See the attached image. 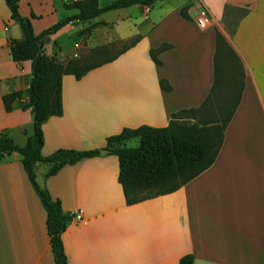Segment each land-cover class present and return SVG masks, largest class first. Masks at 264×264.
Masks as SVG:
<instances>
[{
    "label": "crops",
    "instance_id": "0c3cea01",
    "mask_svg": "<svg viewBox=\"0 0 264 264\" xmlns=\"http://www.w3.org/2000/svg\"><path fill=\"white\" fill-rule=\"evenodd\" d=\"M74 1L21 0L19 14L38 36L72 16L64 6ZM188 4L190 22L179 14ZM201 9L209 19L204 30L195 23ZM233 10L244 13L229 34L224 18ZM93 22L116 23L124 43L141 39L81 80L63 78V114L42 127L44 157L61 149L106 150V140L124 129L165 128L172 114L199 108L213 85L216 31L242 62L244 88L213 165L171 194L127 205L118 160L109 153L51 177L50 165L37 164L38 186L65 213H83L84 222L72 220L61 237L68 264H178L186 255L193 264H264V0H163ZM83 25L69 24L47 38L45 53L79 58ZM21 39L0 0V133L20 147L32 134L31 113L22 109L31 64L14 63L9 42ZM163 44L172 49L157 57L158 66L149 51ZM161 80L170 92L162 91ZM12 93L20 99L8 113L2 98ZM0 264H54L46 213L15 154L0 163Z\"/></svg>",
    "mask_w": 264,
    "mask_h": 264
},
{
    "label": "trees",
    "instance_id": "16d2710c",
    "mask_svg": "<svg viewBox=\"0 0 264 264\" xmlns=\"http://www.w3.org/2000/svg\"><path fill=\"white\" fill-rule=\"evenodd\" d=\"M21 0H4L11 19L18 23L22 39L10 41V56L14 63L30 62L31 80L28 99L22 109L29 110L32 116V134L24 146L13 143L5 132L0 133V163L6 156L20 157L23 170L46 213V231L49 238L54 264H68L62 244V234L73 220L72 214L65 213L58 200L52 199L45 188L36 183L35 166L47 164L51 168L48 176H55L64 166L75 165L81 161L100 155V151H74L61 149L44 157L43 125L53 117H61L62 80L66 76L81 80L89 72L115 61L119 56L133 48L140 37L124 43L109 59L101 62L89 61L82 54L79 58H63L57 50L56 56H48L44 42L72 23L86 24L101 15L138 6L152 8L163 0H115L101 5L103 0H79L66 4V11L72 16L58 22L36 36L31 21L19 14ZM190 4L179 11L181 18L190 22L187 11ZM216 49L213 57L214 80L210 93L199 108L181 110L170 117L167 127L155 129L142 126L124 129L120 134L106 140L105 149L118 160V183L121 186L127 205L171 194L185 186L215 162L222 147L224 133L240 102L244 88V71L240 58L216 31ZM103 49V48H102ZM172 49L163 44L150 50L151 60L158 66L157 57ZM94 50L93 53H97ZM229 63L233 64L229 68ZM164 92L171 87L164 80L159 82ZM19 93L4 96L2 102L6 112H11ZM137 141L135 148L127 147ZM178 264H193V256L182 257Z\"/></svg>",
    "mask_w": 264,
    "mask_h": 264
},
{
    "label": "rangeland",
    "instance_id": "374dc122",
    "mask_svg": "<svg viewBox=\"0 0 264 264\" xmlns=\"http://www.w3.org/2000/svg\"><path fill=\"white\" fill-rule=\"evenodd\" d=\"M112 0H104L102 5L111 3ZM244 10L226 11L224 23L226 31L232 34L237 21L242 17ZM127 25V24H126ZM80 49L82 54L88 56L89 61L101 62L112 57L124 44L117 35L116 23H94L93 21L82 26L79 33ZM103 48V49H102ZM93 53L94 50H98ZM233 64L229 63V68ZM137 141H131L129 148L137 147ZM44 165V164H43Z\"/></svg>",
    "mask_w": 264,
    "mask_h": 264
},
{
    "label": "built area",
    "instance_id": "2783aa9c",
    "mask_svg": "<svg viewBox=\"0 0 264 264\" xmlns=\"http://www.w3.org/2000/svg\"><path fill=\"white\" fill-rule=\"evenodd\" d=\"M208 16L207 13L204 9L199 10L198 15L195 19L196 26L200 30H204L208 26ZM73 220L79 223L84 222V217L82 211H76L75 213L72 214Z\"/></svg>",
    "mask_w": 264,
    "mask_h": 264
},
{
    "label": "water",
    "instance_id": "95a60500",
    "mask_svg": "<svg viewBox=\"0 0 264 264\" xmlns=\"http://www.w3.org/2000/svg\"><path fill=\"white\" fill-rule=\"evenodd\" d=\"M99 153L100 155H105V154H108L109 152L107 150H101Z\"/></svg>",
    "mask_w": 264,
    "mask_h": 264
}]
</instances>
